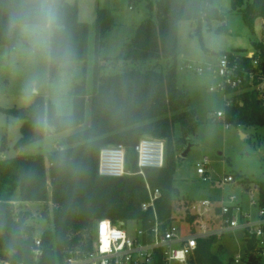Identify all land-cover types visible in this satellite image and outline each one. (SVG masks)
<instances>
[{
    "label": "trees",
    "instance_id": "obj_1",
    "mask_svg": "<svg viewBox=\"0 0 264 264\" xmlns=\"http://www.w3.org/2000/svg\"><path fill=\"white\" fill-rule=\"evenodd\" d=\"M49 3L50 10L46 13L42 0H0V46L10 49L15 46L20 25L49 22L50 77L53 78L59 68L67 69L69 62L87 58L90 25L79 19L76 2L50 0ZM146 9L147 16L115 58L125 64L148 62L149 65L137 67L129 63V67L116 72H101L100 60L106 57H100L99 51L106 33L116 22L110 8L97 6L90 95L84 81L76 83L72 112L65 115L59 114L42 95H36L27 107H0L22 120L16 148L42 139L46 126L54 133L70 131L65 146L55 148L48 159L39 152L0 158V262L55 264L72 249H88L94 224L100 219L138 220L147 227L154 223L155 212L163 225L176 220L173 181L175 153L181 140L176 132L189 135L197 124L195 111L189 108V94L177 84L178 23L192 22L194 35L200 40L203 26L209 28L213 21L222 23L216 32L227 33L228 29L225 13L213 5V0H147ZM231 9L241 15L251 34L255 21L264 20V0H231ZM252 48V57L246 49L221 55H227L231 63L242 68L238 70L241 76L246 71L264 77V43L253 40ZM254 59L258 60L256 67L252 64ZM247 80L241 91L226 90L231 103L224 105L225 121L234 126H264V91L252 87ZM142 137L166 140L162 167L146 168L140 174L135 159L131 175L98 174L102 147L123 144L134 151V145ZM240 182L247 185L246 182L254 181L243 177ZM256 187L259 204L264 206V180L257 181ZM155 190L158 195L153 201L154 208L143 209L142 205L150 201ZM16 201L52 204V228L42 234L44 255L38 261L32 253L35 233L34 227L27 223L29 213L16 212ZM185 210L186 220L193 221L189 205ZM218 239L216 235L199 238L189 263L225 264L212 250ZM245 248L249 252L252 244Z\"/></svg>",
    "mask_w": 264,
    "mask_h": 264
},
{
    "label": "rangeland",
    "instance_id": "obj_2",
    "mask_svg": "<svg viewBox=\"0 0 264 264\" xmlns=\"http://www.w3.org/2000/svg\"><path fill=\"white\" fill-rule=\"evenodd\" d=\"M50 0H42L43 10L49 13ZM76 2L78 16L87 22L89 41L93 44L94 20L96 7H108L115 17L116 26L106 33L105 52L115 56L100 57L115 58L123 52V46L134 35L136 27L147 16V0H67ZM156 1V0H151ZM213 5L225 13L227 33H218L216 28L222 23L213 21L208 28H202V40L194 35V24L188 20L178 23L177 47V84L189 94L190 105L196 114L195 130L189 135L176 132L181 140L176 151V170L173 185L174 208H177L176 226L187 233L181 222L186 221V207L199 199H212L217 203H229V196L235 195L243 210H256L249 206V189L256 188L257 181L264 180V126H226V121L214 120L217 111L224 112L226 94L215 88L220 81L216 73V63L219 56L235 49H246L249 56L253 54L252 41L264 43V20L255 21L254 34H251L241 15L231 9V0H213ZM50 34L49 22L45 25L23 24L17 29V41L13 48L0 46V107L22 108L30 106L36 95H42L45 101L51 102L59 114L72 112V91L76 83H86L87 94L90 95L92 66L91 60L71 61L67 69L59 68L55 77H50ZM95 40V36H94ZM104 45V44H103ZM90 46V44H89ZM118 53V54H117ZM101 58L102 73L116 72L125 69V64L115 58ZM87 59V58H86ZM154 63V62H152ZM200 67V71L190 70L186 65ZM133 66L143 67L148 62L136 63ZM161 68V67H159ZM264 91V77L253 84ZM213 87L214 90L209 88ZM253 87V86H252ZM22 120L14 115L0 110V156L9 158L18 155L42 153L45 159L55 149L64 145L65 136L70 131L54 133L45 127L43 138L23 147H14L19 139ZM243 134V135H242ZM166 143V140L163 139ZM188 140L193 143L185 157L180 153ZM136 155L132 148H127V174H132V166ZM206 160L207 175L210 180L203 181L197 174V163ZM235 177V182L220 184L226 175ZM237 175V176H236ZM243 177L254 182H240ZM257 200L258 193L254 191ZM16 212L27 211V223L34 227L36 236L52 228V204L14 202ZM46 214V216H45ZM138 225L127 222V229L133 232ZM206 226L213 228L209 221ZM219 246L212 250L222 261L229 257L244 254L245 240L242 230H234L219 236ZM190 264V263H189ZM241 264V263H238Z\"/></svg>",
    "mask_w": 264,
    "mask_h": 264
},
{
    "label": "built area",
    "instance_id": "obj_3",
    "mask_svg": "<svg viewBox=\"0 0 264 264\" xmlns=\"http://www.w3.org/2000/svg\"><path fill=\"white\" fill-rule=\"evenodd\" d=\"M249 56V54H248ZM251 54L249 57H252ZM254 67L258 66V60L252 61ZM190 70L200 71V67L188 64ZM236 63H231L227 55H221L217 59L216 73L220 81L215 88L221 89L225 94V104L230 105V93L226 90L241 91V86L247 80L249 74L240 70ZM259 75V72L257 73ZM249 75L248 84L254 86L257 79L263 76ZM214 90L213 87L209 88ZM225 120V113L217 111L214 120ZM229 126V123H225ZM136 154V165L138 173L144 174L146 168H160L165 159V141L156 137H142L134 145ZM51 165V164H50ZM49 165V166H50ZM206 165L203 160L197 163V174L203 181L210 180L207 175ZM98 174L103 177H122L127 174V149L123 144H112L100 149L98 157ZM235 182V177L226 175L220 184ZM246 185V184H245ZM251 185V184H250ZM254 185V184H253ZM256 187V185H255ZM249 206L256 210H243L235 195L229 196V203H217L212 199H199L190 204L193 221H183L181 224L187 229L176 226V220L163 225L158 222L154 212V223L144 227L138 220L100 219L93 227L92 241L86 250L75 248L70 250L63 258L55 264H189L197 249V240L209 236H221L234 230H242L245 243L252 244V249L245 252L241 257H232L229 264H247L253 261L256 264H264V206L254 198L257 188L248 190ZM258 193V192H257ZM158 195V190L150 196V201L143 204V209L153 206V201ZM254 209V208H253ZM154 210V209H153ZM135 222L138 226L133 232L127 229V222ZM213 228L206 226L208 222ZM194 231V233H192ZM34 260L38 261L44 255L42 234L34 235V246L32 249ZM0 264H10L1 261Z\"/></svg>",
    "mask_w": 264,
    "mask_h": 264
},
{
    "label": "crops",
    "instance_id": "obj_4",
    "mask_svg": "<svg viewBox=\"0 0 264 264\" xmlns=\"http://www.w3.org/2000/svg\"><path fill=\"white\" fill-rule=\"evenodd\" d=\"M114 19H115V17H114ZM109 32V31H108ZM94 36H95V34H94ZM94 36H93V44L91 45V42L89 41V43H88V55H87V59H85V60H83L82 62H84V61H88V60H91V58L92 57H94V56H92L93 55V53H94ZM131 39V38H130ZM129 42V41H128ZM126 43V42H125ZM89 44H90V46H89ZM104 48H105V43H104V45H103V47L101 48V54L103 55V56H115V55H113V54H109L108 52H105V50H104ZM118 54V53H117ZM249 54V53H248ZM92 56V57H91ZM61 133V132H60ZM66 137V136H65ZM0 158H2L1 156H0ZM251 185H253V183L251 184ZM254 185H256V183H254ZM257 188V187H256ZM217 245V247L219 246V248H222V247H220V246H222V245H220V243H219V239H218V241L213 245V246H216ZM246 243H245V247H246ZM213 248V247H212ZM246 252V248H244V253ZM216 254V253H215ZM218 256V255H217ZM230 257L226 260V261H223L225 264H229V261H230Z\"/></svg>",
    "mask_w": 264,
    "mask_h": 264
},
{
    "label": "water",
    "instance_id": "obj_5",
    "mask_svg": "<svg viewBox=\"0 0 264 264\" xmlns=\"http://www.w3.org/2000/svg\"><path fill=\"white\" fill-rule=\"evenodd\" d=\"M242 135H243V134H242ZM192 146H193V143H191V142L188 140V142H187L185 148L181 151L180 156H181V157H185V156L188 154V152L190 151V149H191ZM192 233H194V231H192Z\"/></svg>",
    "mask_w": 264,
    "mask_h": 264
}]
</instances>
